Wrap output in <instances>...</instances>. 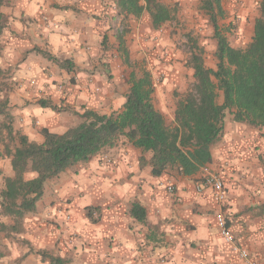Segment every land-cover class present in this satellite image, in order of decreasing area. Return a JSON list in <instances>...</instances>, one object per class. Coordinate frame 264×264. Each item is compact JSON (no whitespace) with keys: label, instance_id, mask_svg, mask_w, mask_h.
<instances>
[{"label":"crops","instance_id":"obj_1","mask_svg":"<svg viewBox=\"0 0 264 264\" xmlns=\"http://www.w3.org/2000/svg\"><path fill=\"white\" fill-rule=\"evenodd\" d=\"M79 2L91 5L97 0H77V3ZM23 3H36L38 18L26 17L21 10V15L17 19L25 25L26 29L39 25L40 28L36 29V32L45 45H47V40L40 29L48 27L49 22L57 13L71 11L75 14V21L63 22L64 27L71 31L79 30L84 33L88 30L81 24V20L86 18L81 15L84 10L76 4H61L60 0H1L0 13L3 19L0 30V58H3L4 48L11 43L4 35L6 28L10 35L18 41L32 42L33 40L32 34L28 31L16 33L9 28L8 15L3 11L5 7ZM41 4L44 5V9L40 8ZM129 16L126 17V25L133 30ZM92 18L98 21L100 19ZM122 18V16L108 15L103 20V23L107 25V31L103 33L104 41L102 40L99 45V56H110L112 63H115L116 55H124L121 47L130 46L128 33H123L122 44L118 40V35L122 31V25H120ZM149 25L151 27L150 21ZM97 27H100L99 23ZM87 44L86 39L82 40L80 47L85 48ZM155 45L154 52L151 47L145 51L152 57L153 55L155 57L156 53L162 57L164 47L160 43H155ZM138 48L141 49L139 54H146L141 45ZM16 52L18 55L14 64L7 69L0 68V125L6 121L13 134L20 133L28 138L24 132V127H28L34 134L44 139L42 129H47L49 132L52 127L68 129L82 121L81 113L75 110L73 104L67 103V95L60 99L59 107L51 95L46 98L37 99L33 96L28 99L21 94L18 98L24 100L23 105L11 102L10 97L16 95L17 90L26 83L22 80H13L12 77L20 71L21 65L28 64L30 58L37 64L43 62L44 67L41 73L43 77L50 78L52 75L62 77L67 74L69 79L65 83L58 84L57 80H52V84L58 85L65 93L69 88L77 94L87 89V94L95 104L89 109L97 113L109 114L120 110L122 105L117 109L115 108L116 103L121 99L125 101L130 71L126 75H121L116 70L107 73L100 64L101 59L93 60L91 57L88 68H78L70 55L61 54L59 58L53 56L60 60L70 61V66L63 68L57 62L45 57L43 52L49 55L51 53L39 44H34L30 49L17 47ZM33 53L41 57V61L35 60L32 57ZM152 65L149 63L145 70L149 73L154 87L152 101L155 108L163 115L165 124L170 126L174 124V115L172 122L167 123L164 108L171 100L169 92L176 84L159 83L156 85L153 78L156 73L158 74L160 64L154 68ZM81 71L86 74L84 81L77 79ZM107 74H112V77ZM178 86L181 85L178 83ZM44 87L49 86L45 84ZM25 92L31 95L32 88H25ZM40 95L43 97L44 93ZM85 106L86 102L80 104V107ZM23 108H51L56 118H45L44 125H39L40 117L31 112L27 115L23 112L20 115L15 114L18 109ZM175 108L176 105L173 111ZM238 127H241L244 135L233 134L231 139L226 140L225 137L234 133ZM6 142L7 135L2 128L0 131V172H5V160L6 158L9 160L4 153ZM121 151L124 157H128L123 170L119 168L120 162L123 161ZM210 152L211 162L194 174L183 175L176 167H168L159 175H153L148 163L139 164L141 156L148 162L149 152H141L124 137H120L113 146L103 148L87 161L67 167L58 176L45 181L42 196L37 200L35 210L25 214L19 222V229L16 233L27 231L24 221L34 217L36 218L34 226L47 233V246L44 248L37 249L32 247L29 241H21L22 244H28L30 247V252L21 259L27 261V264H37V258H39V264H50L47 259L43 258L42 252L58 257H61L59 253L63 252L64 255L61 258L65 259L68 264H240L241 258L232 251L231 245L223 243L224 240L218 231L214 215L219 210V205L212 198V189L207 185H201V178L206 168L220 167L223 170L226 191V200L222 208L227 224L235 241L247 249L249 258L256 264H264V195L257 194L264 193V131L245 122L236 121L231 114L226 113L222 134L219 140L211 146ZM217 153L220 157L226 156V159H218ZM92 161L98 165L99 174L97 171L87 172ZM133 163L136 164V170L127 171ZM99 169L110 170L99 171ZM81 170L86 171V181L96 178L95 184L88 185L90 190L95 191L100 188L105 180L112 182V189L107 192H97L92 197V203L83 207L75 203L84 196L83 192L76 190L65 197H59L53 190V185L63 188L71 177L79 175ZM113 173L120 175V178L114 182L112 181ZM133 176L138 179L133 180ZM6 178L9 177L4 176L3 180ZM72 183L78 184L79 181H72ZM125 184L131 185V190L121 196L115 189L122 188ZM167 184L174 186L173 193L166 190ZM147 189H151V192L149 193ZM199 199H204L207 203L201 205L198 202ZM133 202L139 203L145 209L144 221L131 217L129 210ZM233 203L237 211L230 213L229 209L233 207ZM165 209L166 214H164ZM201 219L204 220L203 228L209 238L196 235L201 230ZM70 226L71 231H69ZM77 228L80 230L76 231ZM52 232L59 234L53 237ZM97 233L99 237L95 238ZM118 236L121 239H118ZM194 236L196 238H193ZM211 237H215L221 243L211 244ZM69 244L72 245L71 248L68 247ZM2 254L3 252H0V255Z\"/></svg>","mask_w":264,"mask_h":264},{"label":"trees","instance_id":"obj_2","mask_svg":"<svg viewBox=\"0 0 264 264\" xmlns=\"http://www.w3.org/2000/svg\"><path fill=\"white\" fill-rule=\"evenodd\" d=\"M117 8L116 15L123 18L128 15L139 18L144 11L139 0H117ZM177 8L176 4L168 6L160 0H147L151 27L157 29L171 21ZM199 8L207 15L213 29L215 65L206 66L202 48L188 37L191 44L186 63L193 71V82L176 102L174 124L167 126L153 104L154 87L149 73L131 70L120 110L100 114L88 109L80 114L82 121L69 127L63 135L42 129L43 144L29 143L25 135L13 134L6 121L0 125V131L3 128L7 135L4 153L16 173L15 179L4 180L6 189H0V197H3L0 213L13 220L9 225L0 224V232H7L8 228L18 231L23 216L35 210L46 180L58 176L67 167L87 161L103 148L113 146L120 137L141 152L151 150L153 155L148 162L141 156L139 164L148 163L153 175H159L168 167L191 175L211 162L210 148L222 134L226 113L254 128L264 127V2L257 8L252 36L242 48L233 47L220 28L219 21L225 16L222 0H199ZM2 19L0 13V30ZM122 36L121 31L120 44ZM121 52L128 54L126 47H121ZM43 54L60 67L70 66L67 59ZM125 62L130 65L127 56ZM30 161L31 170H39L41 176L24 183L23 173L29 170ZM129 212L131 217L144 221L145 209L139 203H131ZM41 254L50 264H68L51 253Z\"/></svg>","mask_w":264,"mask_h":264},{"label":"clouds","instance_id":"obj_3","mask_svg":"<svg viewBox=\"0 0 264 264\" xmlns=\"http://www.w3.org/2000/svg\"><path fill=\"white\" fill-rule=\"evenodd\" d=\"M264 2V0H247V8L243 9L237 14V20L243 21L244 17L248 15L249 12H254L257 8L260 7V4ZM61 4L70 3L76 4L77 7L84 10L81 14L82 17H86L85 19L81 20V24L86 27L88 30L84 33H81L79 30L71 31L69 28L64 27L63 22L66 20H76V16L73 12L67 11L63 13H57L54 16V19L49 22L48 27L40 29L43 32L45 39L47 40V45L44 44L43 40L38 38V34L36 29L40 28L39 25H33L29 28H25V25L21 24L17 19L21 15V10L24 12V16L26 17H37L38 7L36 3H23L19 5H13L12 7H5L3 9L4 13L8 15V25L9 28L13 29L16 33H23L28 31L32 34L33 40L29 42L28 40H16L14 39L10 33L8 28L4 30L5 37L11 41L3 50V58H0V68L7 69L9 66L13 65L15 59L18 55L16 52V48L19 47L21 49L27 48L30 49L34 46V44H39L42 48H46L48 52L51 53L52 56L60 57L61 54H67L73 57L74 63L78 68H88L89 67V58L100 59V42L103 40V33L107 31V25L103 23L104 17L108 15L115 16L118 8H117V0H97L95 4H88L84 2L77 3V0H60ZM139 3L144 6V11L142 12L139 23L144 24L145 22L150 20L149 13L147 11V0H139ZM41 9H44V5H40ZM46 10V9H45ZM10 14V15H9ZM92 17L100 18L99 21ZM129 19L133 24L137 23L135 16H129ZM98 23L100 27H97ZM201 27L206 24V20H201ZM167 24V22H165ZM66 34V35H65ZM210 35V30L208 33ZM159 35V33H157ZM87 40L88 44L85 48L80 47V43L82 40ZM162 44L170 45V41H161ZM203 44H206L207 41H202ZM70 49H74V51H70ZM32 57L35 58L37 61H41V57H39L36 53L32 54ZM154 63H158V61H154ZM44 64L43 62L37 64L32 61L30 58L28 64L21 65L20 71L16 72V74L12 77L13 80H22L26 83L22 84V86L17 90V94L10 97L12 103H18L23 105L24 100L19 99L18 97L22 94L24 97L31 99L35 96L37 99L46 98L48 95L53 96L54 102L59 107V101L65 95H67V103L73 104L75 110L83 114L89 108L95 106L93 99L87 94L88 90L86 89L85 92L77 94L72 88H69L68 92L65 93L62 89L58 87V85H53L52 80H57L58 84L65 83L69 76L65 74L62 77H58L56 75H52L50 78L43 77L41 73L43 72ZM77 79L80 81H84L86 79V74L84 72H80L77 76ZM48 84V88H45L44 85ZM25 88H32V94L25 92ZM40 93H44L42 97ZM85 107H80L81 103H85ZM124 100H119L115 108L119 109L121 105L124 104ZM23 112L27 115L29 112L33 113L34 115L40 117L38 124L44 125L45 118H56V114L51 110V108H23L18 109L15 113L16 115H20ZM103 114V113H102ZM58 119V118H57ZM26 123H30V121H26ZM245 127V126H241ZM241 127H238L234 130V133H230L228 137L225 139H231L233 134L244 135L241 132ZM67 128L65 127H52L50 128L51 133H56L59 135H63L67 132ZM261 131H264V127L261 128ZM24 132L28 136L29 143L35 141L38 145L43 144L44 140L43 137H40L34 134L28 127H24ZM121 157H123V161L120 162L119 168L123 170L126 167L128 157L123 156V151L120 153ZM153 155L151 150H149V158ZM217 158L224 160L225 157H220L217 153ZM99 159V157H97ZM110 169H99V171H105ZM136 170V164L133 163L131 167L127 168V171L132 172ZM98 172V165L95 161L91 162L90 168L87 169V172ZM99 174V172H98ZM4 176H7L11 179L16 178V173L12 170L9 160L6 158L5 160V172ZM41 176V172L39 170H31V161L29 162V170L23 173V181L24 183H28L31 181L38 180ZM120 175L118 173H113L112 181L118 180ZM133 180L138 179V177L133 176ZM238 179V177L236 178ZM72 181H79L78 184L72 183ZM96 178H93L91 181H86V171L81 170L79 175H73L71 180L61 188L59 185H53V190L59 197H65L69 193L75 192L79 190L80 192L84 193V196L77 200V203L80 207L92 203V197L99 191L107 192L112 189V182L105 180L100 188L96 189L95 191L90 190L88 185L95 184ZM219 187V185H217ZM0 189H6V185L3 183V178L0 177ZM131 185L125 184L122 188H117V191L121 196L125 195V193L130 192ZM150 193L151 189H147ZM258 195H264V193H257ZM33 196L35 193L32 194ZM223 195V194H221ZM3 200V197H0V201ZM201 205L207 203L204 199H199L198 201ZM19 204V201H17ZM237 208L235 207V203H233V207L229 209L230 213H235ZM2 212V209H0ZM167 213V210H164V214ZM35 217L31 220L25 219L24 226L27 229L24 233H12L13 239H5L0 244V252H3L0 255V264H27V261L22 260L21 258L24 257L26 254L30 252V247L28 244H22L21 241H29L31 246L37 249L44 248L47 246L46 236L47 233L40 231V229L34 226ZM222 222V221H221ZM11 223V219L8 215H0V224L9 225ZM153 223L155 220L153 219ZM201 230L197 233V236H205V238H209L204 231L203 224L204 220L201 219ZM71 226L69 227V231H71ZM80 229L77 228L76 231ZM58 232H52L51 235L55 237L58 235ZM99 237V233L95 238ZM193 238H196L195 236ZM118 239L121 237L118 236ZM232 237L229 236L227 233H224V241L223 243L230 245ZM75 243V241L73 242ZM211 244H220L221 241L216 239L215 237L210 238ZM71 244L68 245L71 248ZM131 247V245H128ZM234 248V246H232ZM235 251H240L239 249H235ZM59 255L63 257L64 253L60 252ZM248 255L247 251L241 252V259L240 264H251L250 261H245L243 258ZM31 259V257H29ZM37 264H39V258H37Z\"/></svg>","mask_w":264,"mask_h":264},{"label":"rangeland","instance_id":"obj_4","mask_svg":"<svg viewBox=\"0 0 264 264\" xmlns=\"http://www.w3.org/2000/svg\"><path fill=\"white\" fill-rule=\"evenodd\" d=\"M168 6L177 5L175 17L157 29H153L149 25V21L144 24L139 23V18H136L137 23H132V28L127 27V18H122V32L129 34V45L127 46L128 55H116L115 63L109 59L110 56L101 55L100 64L107 73L117 71L119 74L126 75L129 71L135 70L136 72H144L150 63L154 66L160 64L158 74L154 76L156 85L159 83L176 84L170 92V101L166 108H164V116L167 123L172 122L173 108L176 105L186 90L193 82L192 69L186 63L189 56L190 42L188 37L197 41L198 45L202 48V56L206 66L214 67L215 58L213 52L215 49V39L212 36L213 29L209 22L207 15L199 8V0H160ZM225 10V16L219 21V25L223 33L226 35L229 43L235 48L244 47L252 36V29L254 19L257 16V9L254 12H249L243 21L237 20V14L243 9L247 8V0H222ZM120 17V16H119ZM121 19V18H120ZM201 20H206V24L201 27ZM128 23V21H127ZM210 30V35L206 34ZM131 31V32H130ZM159 33V35H157ZM170 41L171 44H162L161 41ZM202 41H207L203 44ZM155 43H160L164 48L160 57L159 53L148 55L146 52L149 47L155 51ZM146 52L145 55L139 54L141 49ZM146 50V51H145ZM127 58L130 60V65L125 62ZM114 61V60H113ZM158 61L159 63H154ZM114 64V65H113ZM152 65V68H154ZM162 68V69H161ZM108 75V74H107ZM123 75V76H124ZM112 77L111 75H108ZM125 77V76H124ZM181 85L180 87L178 86ZM220 100V98H219ZM0 177L4 179V171L0 172ZM4 183V180H3ZM0 215H2L0 213ZM11 223H13L12 218ZM10 223V224H11ZM16 232L7 229V232H0V244L5 239H13L12 233ZM8 233V234H6Z\"/></svg>","mask_w":264,"mask_h":264},{"label":"built area","instance_id":"obj_5","mask_svg":"<svg viewBox=\"0 0 264 264\" xmlns=\"http://www.w3.org/2000/svg\"><path fill=\"white\" fill-rule=\"evenodd\" d=\"M206 166V165H205ZM204 166V167H205ZM202 167V168H204ZM202 183L201 185H207L211 187L212 189V198L213 200L219 205V210L215 212V222L218 228V231L221 235V237L224 240V233H227L229 236L232 237V240L230 242L232 251L241 258V252L247 251V249L244 246L239 245L234 238L233 233L231 232L228 224H227V218L223 211V204L226 200V191H225V184L223 180V170L220 167H215L212 169H205L204 176H202ZM219 185V187H217ZM200 188V186H198ZM166 190L170 193L174 192V186L172 184H167L165 186ZM223 194V195H221ZM68 217V215H66ZM222 221V222H221ZM234 246V248L232 247ZM235 249H239L240 251H235ZM248 253V251H247ZM243 259H246L247 261H250L251 264H256L252 259L249 258V255L244 257Z\"/></svg>","mask_w":264,"mask_h":264}]
</instances>
